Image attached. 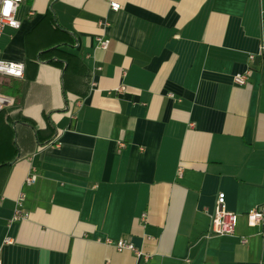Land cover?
Wrapping results in <instances>:
<instances>
[{"label":"crops","instance_id":"obj_1","mask_svg":"<svg viewBox=\"0 0 264 264\" xmlns=\"http://www.w3.org/2000/svg\"><path fill=\"white\" fill-rule=\"evenodd\" d=\"M109 1L23 0L0 35L1 264H264V0ZM220 191L235 231L206 236Z\"/></svg>","mask_w":264,"mask_h":264},{"label":"built area","instance_id":"obj_2","mask_svg":"<svg viewBox=\"0 0 264 264\" xmlns=\"http://www.w3.org/2000/svg\"><path fill=\"white\" fill-rule=\"evenodd\" d=\"M23 0H0V35L6 26L16 28L19 26V21L16 18V11ZM109 7L111 10L117 11L120 8L119 2L110 0ZM8 9L5 12V9ZM109 44V39L98 38V46L106 49ZM258 53L264 55V42L261 43ZM254 53L248 54V58L252 60ZM251 68L248 67L243 72L233 74V82L238 85L245 84L250 75ZM0 75L10 76L14 78H22L24 76V64L19 61H11L0 58ZM14 98L10 95L0 92V110L11 105ZM178 174H181V168H178ZM26 184H32L35 181V174L30 173L25 177ZM24 194L20 193L16 198V209L13 219L19 220L26 217V213L22 212L20 207ZM225 194L218 192L215 196L213 209L210 213V221L206 236L210 235H230L233 234L236 227L237 217L235 212L229 211L224 207ZM247 223L249 226H259L261 231H264V202L246 213ZM8 241V239H6ZM242 242L245 238L241 239ZM105 243L112 245L118 251H132L136 259L147 261L150 254L137 248L130 240L126 238L106 239ZM1 264V262H0Z\"/></svg>","mask_w":264,"mask_h":264},{"label":"trees","instance_id":"obj_3","mask_svg":"<svg viewBox=\"0 0 264 264\" xmlns=\"http://www.w3.org/2000/svg\"><path fill=\"white\" fill-rule=\"evenodd\" d=\"M0 91L16 95L20 91L18 82L6 77H0Z\"/></svg>","mask_w":264,"mask_h":264},{"label":"snow or ice","instance_id":"obj_4","mask_svg":"<svg viewBox=\"0 0 264 264\" xmlns=\"http://www.w3.org/2000/svg\"><path fill=\"white\" fill-rule=\"evenodd\" d=\"M7 10H8V9L6 8V9H5V12H7Z\"/></svg>","mask_w":264,"mask_h":264}]
</instances>
